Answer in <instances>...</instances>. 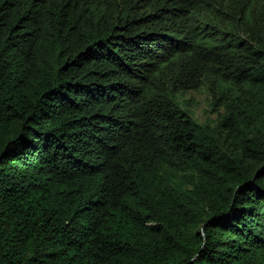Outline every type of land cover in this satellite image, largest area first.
Returning a JSON list of instances; mask_svg holds the SVG:
<instances>
[{
    "label": "trees",
    "instance_id": "trees-1",
    "mask_svg": "<svg viewBox=\"0 0 264 264\" xmlns=\"http://www.w3.org/2000/svg\"><path fill=\"white\" fill-rule=\"evenodd\" d=\"M0 264H264V0H0Z\"/></svg>",
    "mask_w": 264,
    "mask_h": 264
},
{
    "label": "rangeland",
    "instance_id": "rangeland-1",
    "mask_svg": "<svg viewBox=\"0 0 264 264\" xmlns=\"http://www.w3.org/2000/svg\"><path fill=\"white\" fill-rule=\"evenodd\" d=\"M170 96L199 122L213 123L219 113L224 111L219 103L215 105L213 93L207 84H202L196 88L170 91Z\"/></svg>",
    "mask_w": 264,
    "mask_h": 264
}]
</instances>
